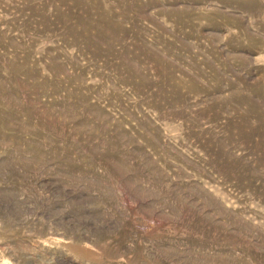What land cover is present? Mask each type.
<instances>
[{
  "label": "rangeland",
  "instance_id": "rangeland-1",
  "mask_svg": "<svg viewBox=\"0 0 264 264\" xmlns=\"http://www.w3.org/2000/svg\"><path fill=\"white\" fill-rule=\"evenodd\" d=\"M0 264H264V0H0Z\"/></svg>",
  "mask_w": 264,
  "mask_h": 264
}]
</instances>
